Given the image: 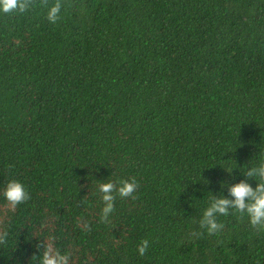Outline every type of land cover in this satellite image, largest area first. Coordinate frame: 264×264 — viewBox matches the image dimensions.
I'll return each instance as SVG.
<instances>
[{
	"label": "trees",
	"instance_id": "16d2710c",
	"mask_svg": "<svg viewBox=\"0 0 264 264\" xmlns=\"http://www.w3.org/2000/svg\"><path fill=\"white\" fill-rule=\"evenodd\" d=\"M24 3L0 13V186L27 192L0 194V264H264L246 214L201 224L264 161V0Z\"/></svg>",
	"mask_w": 264,
	"mask_h": 264
},
{
	"label": "clouds",
	"instance_id": "9594fccd",
	"mask_svg": "<svg viewBox=\"0 0 264 264\" xmlns=\"http://www.w3.org/2000/svg\"><path fill=\"white\" fill-rule=\"evenodd\" d=\"M12 11L24 12V0H0V13ZM45 15L50 23L55 24L61 16V4L59 2L50 4ZM244 175L245 179L228 186V193L231 199L224 196L216 197L204 209L201 224L206 226L207 231H214L218 227L215 214L226 213L229 206L234 211L239 210L246 214L252 225L264 228V161L249 167ZM248 179H252L254 184L248 183ZM134 186V183L129 180H121L117 191L121 196H126L133 191ZM113 187L111 182L100 185V191L103 193L102 199L106 202L103 208L105 213L112 208ZM0 194L10 205H16L25 200L27 192L25 185L20 181L9 179L3 186H0ZM146 247L147 241H141L137 246V252L143 255ZM39 264H69V257L66 254L45 248L39 258Z\"/></svg>",
	"mask_w": 264,
	"mask_h": 264
}]
</instances>
